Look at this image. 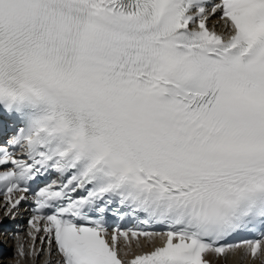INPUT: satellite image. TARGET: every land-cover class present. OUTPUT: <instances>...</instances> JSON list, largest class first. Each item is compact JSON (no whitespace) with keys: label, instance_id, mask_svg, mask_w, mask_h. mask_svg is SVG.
I'll return each mask as SVG.
<instances>
[{"label":"snow or ice","instance_id":"snow-or-ice-1","mask_svg":"<svg viewBox=\"0 0 264 264\" xmlns=\"http://www.w3.org/2000/svg\"><path fill=\"white\" fill-rule=\"evenodd\" d=\"M0 196L21 258L264 264V0H0Z\"/></svg>","mask_w":264,"mask_h":264},{"label":"bare ground","instance_id":"bare-ground-1","mask_svg":"<svg viewBox=\"0 0 264 264\" xmlns=\"http://www.w3.org/2000/svg\"><path fill=\"white\" fill-rule=\"evenodd\" d=\"M6 222H8V223H10V219H8V218H4L3 217V212L2 211H0V232H1V234H0V240L2 241H4V242H6V247L5 248H7L8 249V251L9 250H11V248L13 247V245L11 244V242H9V239H8V236H9V234H8V232L10 231V229H11V225L10 224H6ZM12 232V231H11ZM13 233V232H12ZM23 237H25V235H23ZM12 241V240H11ZM28 245H29V241L27 240V246H26V249H25V252L27 253V251H28ZM40 245H39V241H37V247H39ZM15 250H16V255H14V257L12 258H10V260H11V262L13 263V264H15L18 260H20V258L21 257H19L18 255H17V251H18V247L17 246H15ZM144 250L145 251H148V250H150L149 248H144ZM135 255V251L134 250H130L129 251V254H128V257H131V256H134ZM28 259H29V263L30 264H33V260H34V258L33 257H31V256H28ZM47 259V257H46V255H45V253H44V255H43V257L40 259V264H45V260ZM56 255H53L52 257H51V264H55V261H56ZM9 260V259H8ZM1 263V262H0Z\"/></svg>","mask_w":264,"mask_h":264}]
</instances>
